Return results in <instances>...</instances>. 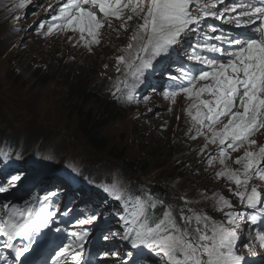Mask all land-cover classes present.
<instances>
[{
  "label": "snow or ice",
  "instance_id": "obj_1",
  "mask_svg": "<svg viewBox=\"0 0 264 264\" xmlns=\"http://www.w3.org/2000/svg\"><path fill=\"white\" fill-rule=\"evenodd\" d=\"M26 3L27 0H20L15 7L22 9ZM193 4L196 15L190 11ZM208 17L237 28L245 27L247 34L225 35L216 26H208L209 31L202 32V21ZM110 18L122 21L120 27L125 30L129 21L134 18L139 21L125 49L126 55L117 59L118 65H123L124 78L117 81L113 95L129 102L160 58L179 51L190 33L201 34L202 39L186 50L187 59L196 65L191 69L179 66L180 75L168 74L170 81L179 83L171 84L163 95L174 102L182 93L192 101L188 115L196 136H203L206 145L217 146L216 157L209 156L207 162L211 164L213 159H218L222 167L216 177L235 185L229 191L243 209L251 211L231 210L232 203L221 195L215 200L217 210L224 212L221 222L187 208L190 203L187 200L185 207L179 209L182 224L177 223L172 205L166 207L162 218L153 220L148 209H155L163 201H154L151 194L147 199H137L113 183L101 189L105 197L118 205H131L135 200V210L128 215L119 213L117 219L122 222V229L105 233L101 239L108 242L119 238L131 250H146L160 258L162 264H249L246 256L255 258L257 249L264 250V227L260 226L264 224V144L257 145L252 139L264 129V0H228L227 3L226 0L203 3L199 0H63L58 14L51 17L53 23H41L38 27L42 35L48 36L57 31H71L79 32L80 39L85 40L86 34L91 39L85 41V47L91 50V45L100 43V30L105 25L112 27ZM205 53L218 54L224 59ZM117 71L121 69L118 67ZM142 99L147 101L149 97ZM241 149L243 154L233 161L239 167L233 169L226 160L231 158V152ZM24 179L26 173L10 174L0 183V194L16 189ZM56 195L53 190L33 197L40 205L39 210L31 203L25 209L10 210L8 203L3 204L6 218L0 215V239L9 252L0 256L4 264H89L84 252L90 230L83 226L93 224L99 217L92 213L76 219L72 230L66 231L67 242L56 244L59 237L53 238L49 230L64 232L54 219L57 212L51 210ZM245 224L252 227L248 230V242L240 244ZM241 248L246 255L240 254ZM131 250L124 257L117 250L102 251L97 259L138 264Z\"/></svg>",
  "mask_w": 264,
  "mask_h": 264
},
{
  "label": "rangeland",
  "instance_id": "obj_2",
  "mask_svg": "<svg viewBox=\"0 0 264 264\" xmlns=\"http://www.w3.org/2000/svg\"><path fill=\"white\" fill-rule=\"evenodd\" d=\"M48 3L49 0H27L26 6L17 10L13 8L14 0H0L2 139H15V143L33 151H49L59 162H78L100 176L117 172L133 182L163 189L169 193L167 196L181 198L170 199L175 208L184 207L187 200V206L195 212L217 215L215 200L221 195L238 207V198L229 191L235 185L216 177L222 167L218 159L207 162L209 156L216 157L217 146L206 145L203 136H194L191 117L183 113L189 104L186 97L172 110L171 104L161 103L159 97L137 107L116 102L113 92L123 76V65H118L117 59L126 55L139 21H129L125 30L120 27L122 21L112 19V27L105 25L100 30V43L89 50L85 41L91 38L86 34L85 40L80 39L79 32L71 31H57L52 36L36 34L38 24L33 23L34 19L45 13ZM16 16L20 19L16 20ZM72 44H76V52L69 54L65 49ZM78 80L100 100H73L68 86ZM102 97L115 100L117 110L102 108ZM89 113L97 120L107 118L104 124H108L102 130L110 143L106 152H96L79 132L80 122ZM81 115L84 117L80 120ZM260 133L252 138L257 145L264 144V129ZM242 154L243 150L230 153L227 165L238 168L233 161ZM122 156L129 162H138L137 171H128L119 160Z\"/></svg>",
  "mask_w": 264,
  "mask_h": 264
},
{
  "label": "trees",
  "instance_id": "obj_3",
  "mask_svg": "<svg viewBox=\"0 0 264 264\" xmlns=\"http://www.w3.org/2000/svg\"><path fill=\"white\" fill-rule=\"evenodd\" d=\"M45 83V81H44ZM68 86L69 93H72L73 100H76L77 102H96L99 101V97H96V95H91L88 90V86L85 87V85H81V82L78 80L73 83H69ZM68 85V84H67ZM102 108H110V111L115 112L117 110L115 101L111 99H105L102 97L101 100ZM86 116V115H85ZM84 115H81L80 120L83 119ZM107 118L103 119H96V116L92 117V114L89 113L84 121H81L79 124V132L83 138L87 141V143L94 148V150L98 153L106 152L109 148V141L102 135V130L106 127V124H104L105 120ZM111 156H114L113 154ZM124 165L128 167L131 171H137L136 168L138 167V162H129L127 159H124L122 156L121 159ZM149 168V167H148ZM144 169L145 171L148 169ZM160 188V187H159ZM161 196H167L169 195L168 192H166L163 189H159Z\"/></svg>",
  "mask_w": 264,
  "mask_h": 264
},
{
  "label": "bare ground",
  "instance_id": "obj_4",
  "mask_svg": "<svg viewBox=\"0 0 264 264\" xmlns=\"http://www.w3.org/2000/svg\"><path fill=\"white\" fill-rule=\"evenodd\" d=\"M181 95H182V94H180L178 97H180ZM178 97H177V98H178ZM46 133H47V132H46Z\"/></svg>",
  "mask_w": 264,
  "mask_h": 264
}]
</instances>
